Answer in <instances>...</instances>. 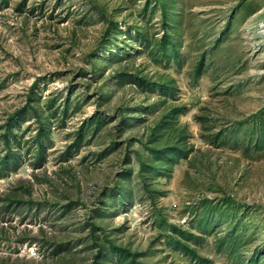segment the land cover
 Masks as SVG:
<instances>
[{"label":"rangeland","instance_id":"374dc122","mask_svg":"<svg viewBox=\"0 0 264 264\" xmlns=\"http://www.w3.org/2000/svg\"><path fill=\"white\" fill-rule=\"evenodd\" d=\"M263 20L264 0H0V264H94L106 238L264 264Z\"/></svg>","mask_w":264,"mask_h":264},{"label":"trees","instance_id":"16d2710c","mask_svg":"<svg viewBox=\"0 0 264 264\" xmlns=\"http://www.w3.org/2000/svg\"><path fill=\"white\" fill-rule=\"evenodd\" d=\"M170 41L169 34L164 38L162 41V47L165 49L168 46V43ZM19 119V114L13 116V118L10 121V125L16 120ZM102 120H98V123L102 125L101 123ZM45 130L42 129L41 133L38 135V140L40 141V148L43 151L44 150V143L42 140V135H45ZM16 156L13 154V152L9 151L8 154L4 158V165H7L9 163H14L16 165ZM93 228L95 231H101L100 228L96 225H93ZM106 238V236H104ZM106 245H108L106 248H100L99 251L97 252L94 260V264H101V260L105 255V250L109 249V252L118 258V260L122 263H133V264H142L138 262V255L132 253L130 250L122 247L121 245L116 244L113 240H110L106 238L104 240ZM174 244L177 248V250L181 251L183 254L189 256L192 260H194L198 264H215L213 260L209 258H204L202 257L199 252L197 251L196 248H193L189 243L176 238L174 240Z\"/></svg>","mask_w":264,"mask_h":264},{"label":"built area","instance_id":"2783aa9c","mask_svg":"<svg viewBox=\"0 0 264 264\" xmlns=\"http://www.w3.org/2000/svg\"><path fill=\"white\" fill-rule=\"evenodd\" d=\"M262 30H264V20L262 21Z\"/></svg>","mask_w":264,"mask_h":264}]
</instances>
